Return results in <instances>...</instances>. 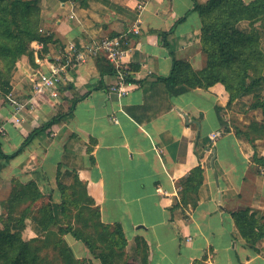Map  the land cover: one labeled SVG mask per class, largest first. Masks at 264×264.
Masks as SVG:
<instances>
[{
  "label": "crops",
  "instance_id": "obj_1",
  "mask_svg": "<svg viewBox=\"0 0 264 264\" xmlns=\"http://www.w3.org/2000/svg\"><path fill=\"white\" fill-rule=\"evenodd\" d=\"M39 5L41 30L52 42L45 59L39 57L44 47L35 43L34 64L23 56L13 73L11 92L32 98L34 107L23 112L21 122L12 120L13 101L0 98L2 153L14 155L35 130L62 118L14 158H0V204L14 180L35 185L42 202L61 204L60 184L70 187L78 179L101 222L122 227L133 260L137 240L143 239L151 247L149 264H264V238L252 249L233 217L243 210L264 216V167L255 161L264 159V138L249 141L243 134L264 120L263 111L249 109L252 95L229 103L222 84L172 89L166 81L174 60L197 73L206 68L193 0H39ZM261 32L264 50V27ZM108 37H122L129 49L123 95L114 90L116 74L101 76L99 57L77 60L92 40ZM62 57L75 62L59 95H34L38 76ZM181 87L186 91L176 93ZM217 131L224 134L212 142ZM199 166L202 183L185 189ZM42 233L26 220L24 234ZM64 238L76 259L101 264L72 233Z\"/></svg>",
  "mask_w": 264,
  "mask_h": 264
},
{
  "label": "trees",
  "instance_id": "obj_2",
  "mask_svg": "<svg viewBox=\"0 0 264 264\" xmlns=\"http://www.w3.org/2000/svg\"><path fill=\"white\" fill-rule=\"evenodd\" d=\"M193 2L192 11L198 13L202 21L206 68L197 73L189 65L174 60L166 81L172 89L183 84L190 88H210L222 84L230 96L229 103L252 95L253 102L249 109H261L264 116V50L261 35L264 0L249 4L243 0H207L205 5L198 0ZM41 24L39 0H0V95L4 100H8L12 91V76L20 59L29 56L34 64L31 45L39 43L48 53L47 46L52 38L42 32ZM98 59L102 77L108 73L116 74L105 58ZM185 91L181 87L175 92ZM14 105L12 102L13 108ZM61 118L58 116L35 130L14 155L6 156L0 149V158H14L39 133ZM219 120L224 122L221 116ZM253 133L256 134L254 138L251 137ZM243 134L249 141L263 139L264 126L254 121ZM255 161L264 167V159L256 156ZM202 180L203 168L199 166L194 169L184 188H198ZM59 188L64 197L61 204H55L52 201L42 202L43 196L35 185H24L16 180L12 182L9 197L1 203L0 264H91V260L74 257L64 238L68 233L84 243L101 264H149L150 245L138 239V258L131 259L122 227L101 222L98 208L87 197L86 187L78 179L70 187L60 184ZM39 201L42 204L37 209ZM233 217L248 245L257 251L256 244L264 238V216L260 218L250 210H243L233 214ZM27 219L39 225L43 233L36 237L24 234Z\"/></svg>",
  "mask_w": 264,
  "mask_h": 264
},
{
  "label": "built area",
  "instance_id": "obj_3",
  "mask_svg": "<svg viewBox=\"0 0 264 264\" xmlns=\"http://www.w3.org/2000/svg\"><path fill=\"white\" fill-rule=\"evenodd\" d=\"M85 54H79L77 60H83L84 56L103 57L111 64L118 78V84L114 87L119 89L120 95L125 94L123 86L128 79V73L124 67V60L128 56L129 49L126 47L122 37H108L103 39H94L86 47ZM75 62L72 58L62 57L55 61L48 73H42L34 82V95L56 98L59 95L61 86L68 80L70 69ZM13 119L16 122L22 121V114L29 108L33 109V102L27 100L25 102H14ZM3 132V127L0 126V133ZM222 131H217L212 134L211 141L216 142L223 136ZM264 173V171H263Z\"/></svg>",
  "mask_w": 264,
  "mask_h": 264
},
{
  "label": "rangeland",
  "instance_id": "obj_4",
  "mask_svg": "<svg viewBox=\"0 0 264 264\" xmlns=\"http://www.w3.org/2000/svg\"><path fill=\"white\" fill-rule=\"evenodd\" d=\"M42 25V24H41ZM45 34V33H44ZM37 44H39V43H37ZM34 45H35V43H33L32 45H31V49H32V47H34ZM47 49H48V47H47ZM46 55H47V53H45L44 52V50L41 52V54H39V57L41 58V59H45V57H46ZM18 65V64H17ZM263 93H264V91H263ZM0 98H2L1 97V95H0ZM3 99V98H2ZM4 100V99H3ZM9 100V101H8ZM8 100L6 101L7 103H9L10 104V101H13V102H17V103H19V102H25V100L24 99H20L19 97H17L14 93H10L9 95H8ZM24 100V101H23ZM256 122H258V121H256ZM260 125H263L264 126V120H262L261 122H258ZM252 138H254V137H256V134H254L253 133V135L251 136ZM251 138V139H252ZM0 206H1V204H0Z\"/></svg>",
  "mask_w": 264,
  "mask_h": 264
}]
</instances>
